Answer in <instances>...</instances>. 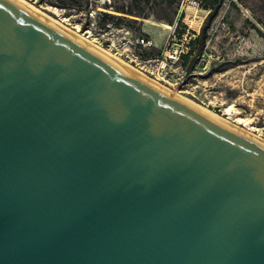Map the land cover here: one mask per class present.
Masks as SVG:
<instances>
[{
  "label": "water",
  "instance_id": "obj_1",
  "mask_svg": "<svg viewBox=\"0 0 264 264\" xmlns=\"http://www.w3.org/2000/svg\"><path fill=\"white\" fill-rule=\"evenodd\" d=\"M0 264H264V141L0 0Z\"/></svg>",
  "mask_w": 264,
  "mask_h": 264
},
{
  "label": "rangeland",
  "instance_id": "obj_2",
  "mask_svg": "<svg viewBox=\"0 0 264 264\" xmlns=\"http://www.w3.org/2000/svg\"><path fill=\"white\" fill-rule=\"evenodd\" d=\"M26 1L83 36L93 23L91 38L125 25L153 40L151 56L182 42L178 83H160L264 141V0H105L104 18L89 16L94 0Z\"/></svg>",
  "mask_w": 264,
  "mask_h": 264
},
{
  "label": "built area",
  "instance_id": "obj_3",
  "mask_svg": "<svg viewBox=\"0 0 264 264\" xmlns=\"http://www.w3.org/2000/svg\"><path fill=\"white\" fill-rule=\"evenodd\" d=\"M94 1L100 4L101 7H97V10L90 9L88 11L89 16L104 18L107 13L106 11H108L102 8L105 0ZM93 26V23L86 24L87 29L83 30V34L86 32L87 38H91L90 30H92ZM107 26L111 27V22ZM98 36L91 38V40L102 47L104 46L115 56L156 81L167 84L170 87H175L178 83V80L173 78V74L181 69V57L184 54V44L182 42L172 41L171 43H167L161 56H151L148 54V51L154 45L153 40L147 36L136 34L125 25H121L117 29L110 28L109 32H104Z\"/></svg>",
  "mask_w": 264,
  "mask_h": 264
},
{
  "label": "bare ground",
  "instance_id": "obj_4",
  "mask_svg": "<svg viewBox=\"0 0 264 264\" xmlns=\"http://www.w3.org/2000/svg\"><path fill=\"white\" fill-rule=\"evenodd\" d=\"M18 2L22 3L23 5L27 6L28 8H30L31 10H33L35 13H37L38 15H40L41 17L53 22L54 24H56L57 26H59L60 28L64 29L66 32H68L70 35H72L74 38L78 39L81 42L86 43L87 45L93 47L94 49H96L97 51H99L100 53H102L103 55H105L106 57L112 59L113 61L117 62L118 64L124 66L125 68H128L129 70L133 71L134 73H136L139 77L143 78L144 80L150 82L151 84L155 85L156 87L162 89L163 91H165L166 93H169L173 96H176L178 98H180L181 100L197 107L198 109L202 110L205 113H208L222 121H226L229 122L227 119L215 115L213 113H211L210 111H208L207 109L201 107L200 105L194 103L193 101H191L190 99L182 96L181 94H179V92L175 93L172 92L170 88L165 87L162 83L156 81L155 79L149 77L148 75H146L145 73H143L142 71L138 70L137 68L133 67L132 65H130L129 63H127L126 61L122 60L121 58L115 56L113 53H111L109 50L97 45L95 42H93V40L87 38L86 36H83L82 34L77 33V31H73L71 29H69L68 27H66V25H63L60 21L56 20L55 18H52L51 16H49L48 14H46L45 12L39 10L38 8H36L35 6H33L32 4H30L29 2H27L26 0H17ZM77 28V26H76ZM77 30V29H76ZM233 110V106L229 105L224 109V112L226 114H229L231 111ZM236 122L238 124H241L243 126H247L249 124V121L246 119H242V118H237Z\"/></svg>",
  "mask_w": 264,
  "mask_h": 264
}]
</instances>
